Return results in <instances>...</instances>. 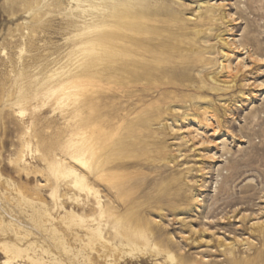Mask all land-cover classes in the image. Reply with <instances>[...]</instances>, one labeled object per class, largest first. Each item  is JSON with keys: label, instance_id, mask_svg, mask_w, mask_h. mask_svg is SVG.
I'll list each match as a JSON object with an SVG mask.
<instances>
[{"label": "rangeland", "instance_id": "obj_1", "mask_svg": "<svg viewBox=\"0 0 264 264\" xmlns=\"http://www.w3.org/2000/svg\"><path fill=\"white\" fill-rule=\"evenodd\" d=\"M205 1L140 0L133 8L147 13L164 59L151 62L148 80L132 82L131 64H121L116 76V83H161V95L151 92L139 109L161 110L147 129L142 158L158 150L164 158L143 160L133 194L138 206L126 216L130 232L138 234V220L148 226V242L131 235L122 244L119 237L108 238L110 245L88 244V230L76 227L80 243L62 245L71 248L68 257L42 245L44 237L21 219H40L48 235L54 229L66 239L64 177L49 174L41 156L63 135V106L41 95L63 75L79 72L81 17L93 11L71 0H0V197L9 209L4 226L23 243L9 249L17 255L14 264H229L233 257L237 264H264L257 225L264 221V63L248 61L245 53L264 57V0H210L222 3L212 20ZM225 52L232 67L237 58L246 67L222 69ZM29 116L35 122L27 133ZM72 210L83 213L76 204ZM9 241L0 234V264Z\"/></svg>", "mask_w": 264, "mask_h": 264}, {"label": "bare ground", "instance_id": "obj_2", "mask_svg": "<svg viewBox=\"0 0 264 264\" xmlns=\"http://www.w3.org/2000/svg\"><path fill=\"white\" fill-rule=\"evenodd\" d=\"M71 1L76 4L87 2V9L81 10L93 11L81 17L79 72L63 75L56 84L43 90L41 95L43 102L53 95L54 98L47 103L63 106L60 114L64 122L63 135L51 141L52 143L46 146L41 156L47 163L49 174L54 175L56 179L60 176L64 177L65 196L70 206L63 222L66 239L58 235L54 229L51 235H48L40 219L30 222L20 218L24 227L44 237L46 243L42 242V245L56 246L57 249L65 251L68 257L72 254L71 248L62 245L80 243V236L75 231L76 227L88 230L86 232L90 235L88 244L98 240L100 245H110L108 238L115 240L117 237H119L118 243L122 244L121 237L132 236H138L145 243L148 242L146 234V231H150L148 226L138 220V234L133 233L134 231L130 232L132 229L130 220L126 216L134 214L138 206L133 194L138 188L137 180L140 179L138 169L143 166V160L154 162L164 158L161 150L156 151V155L145 154L146 157L142 158L144 149L147 148V139L150 138L147 129L151 121L160 118L161 110L158 106L147 108L148 112L146 109H139L148 105L147 101L152 100L151 92L161 95V83H116V76L120 74L122 68L121 64L133 65L130 77L132 82H135L148 80L149 69L155 68L151 66V62L164 59L161 57V40L153 34L149 25L147 26V13L133 8L141 4L140 0ZM204 5L207 17L212 20L215 17V9L222 3L207 0ZM200 7L201 4L198 9ZM245 53L248 61L264 63V57L253 55L254 53L249 51ZM225 58L227 63L221 62V68H226L228 72L229 69L239 71V68L246 67L244 58H237L233 67L231 53L225 52ZM158 70H162V67ZM76 78H81L87 83H64L72 82ZM132 108L133 112L130 111ZM18 112L23 114L24 108L20 107ZM210 117L206 116L205 120H209ZM34 119L35 117H30V121L25 126L27 133ZM197 135L198 132L195 136ZM53 184L55 193L58 184L56 181ZM75 204L84 215L72 210ZM4 205L0 197L2 210L0 234L6 233L9 240L13 239V243L5 242L4 246L8 250L4 249L7 254L2 264H14L12 259L17 255L13 256L9 249L14 248L17 251V245L23 243L20 244L22 239L16 235V232L11 233L5 228L4 223L7 222L9 209ZM13 209L17 212L16 207ZM33 211L35 213L36 210ZM35 215L38 217V214ZM87 215L92 219H88ZM257 225L259 235L264 238V221ZM24 227L23 229L26 230ZM38 236L33 238L36 240ZM118 243L115 241V244ZM26 258L30 261L35 259L29 254ZM237 263L238 260L234 257L229 259V264Z\"/></svg>", "mask_w": 264, "mask_h": 264}]
</instances>
